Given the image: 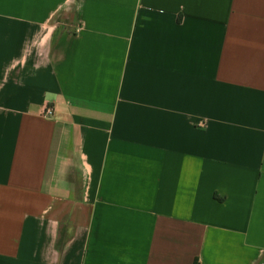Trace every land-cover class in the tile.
I'll return each mask as SVG.
<instances>
[{"label":"crops","instance_id":"obj_1","mask_svg":"<svg viewBox=\"0 0 264 264\" xmlns=\"http://www.w3.org/2000/svg\"><path fill=\"white\" fill-rule=\"evenodd\" d=\"M0 264H264V0H0Z\"/></svg>","mask_w":264,"mask_h":264},{"label":"built area","instance_id":"obj_2","mask_svg":"<svg viewBox=\"0 0 264 264\" xmlns=\"http://www.w3.org/2000/svg\"><path fill=\"white\" fill-rule=\"evenodd\" d=\"M80 29H77L76 31L79 32ZM55 113V109L53 106H47V108L45 109L44 111V115L45 116H48V117H51L53 116Z\"/></svg>","mask_w":264,"mask_h":264},{"label":"trees","instance_id":"obj_3","mask_svg":"<svg viewBox=\"0 0 264 264\" xmlns=\"http://www.w3.org/2000/svg\"><path fill=\"white\" fill-rule=\"evenodd\" d=\"M64 240H65V236L62 237V241H61L62 245H63V243H64Z\"/></svg>","mask_w":264,"mask_h":264}]
</instances>
